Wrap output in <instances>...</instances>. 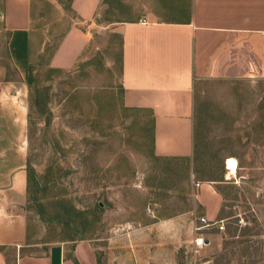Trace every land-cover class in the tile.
<instances>
[{"label": "rangeland", "instance_id": "374dc122", "mask_svg": "<svg viewBox=\"0 0 264 264\" xmlns=\"http://www.w3.org/2000/svg\"><path fill=\"white\" fill-rule=\"evenodd\" d=\"M33 3L35 26L47 46L32 59L26 78L32 234L48 244L103 237L121 246L131 243L139 224L161 227L181 216L179 264H264V79L206 80L197 92L210 169L233 155L239 173L224 193L227 229L211 233V243L194 257L189 217L201 211L200 183L191 164L156 157L150 117L124 108L119 37L98 27L76 68L54 72L51 42L73 19L72 0ZM127 13L110 6L102 20ZM0 79H23L1 35ZM169 235L166 228L158 230L157 246H172Z\"/></svg>", "mask_w": 264, "mask_h": 264}, {"label": "crops", "instance_id": "0c3cea01", "mask_svg": "<svg viewBox=\"0 0 264 264\" xmlns=\"http://www.w3.org/2000/svg\"><path fill=\"white\" fill-rule=\"evenodd\" d=\"M110 6L128 13L103 21ZM72 12L66 32L51 42L50 68L74 70L98 27L118 36L124 108L150 117L156 157L191 164L200 183L196 211L211 221L227 220L224 193L238 177L239 162L236 177L227 168L233 155L210 169L197 95L206 80L264 79V0H72ZM2 20L0 35L23 79H0V264H179L181 216L161 227L139 224L131 243L121 246L103 237L48 244L32 234L26 78L47 43L35 26L33 0H3ZM189 220L192 229V212ZM163 228L171 234L170 247L157 246Z\"/></svg>", "mask_w": 264, "mask_h": 264}, {"label": "built area", "instance_id": "2783aa9c", "mask_svg": "<svg viewBox=\"0 0 264 264\" xmlns=\"http://www.w3.org/2000/svg\"><path fill=\"white\" fill-rule=\"evenodd\" d=\"M198 184L197 186H199ZM192 240L190 248L194 257L211 243V233H222L227 229L226 220L211 221L197 211L192 212ZM207 240L209 243H207Z\"/></svg>", "mask_w": 264, "mask_h": 264}, {"label": "bare ground", "instance_id": "6f19581e", "mask_svg": "<svg viewBox=\"0 0 264 264\" xmlns=\"http://www.w3.org/2000/svg\"><path fill=\"white\" fill-rule=\"evenodd\" d=\"M227 168L229 170V175L231 177H236L238 170V161L234 158H229L227 160Z\"/></svg>", "mask_w": 264, "mask_h": 264}, {"label": "water", "instance_id": "95a60500", "mask_svg": "<svg viewBox=\"0 0 264 264\" xmlns=\"http://www.w3.org/2000/svg\"><path fill=\"white\" fill-rule=\"evenodd\" d=\"M207 243H209V241L207 240Z\"/></svg>", "mask_w": 264, "mask_h": 264}]
</instances>
